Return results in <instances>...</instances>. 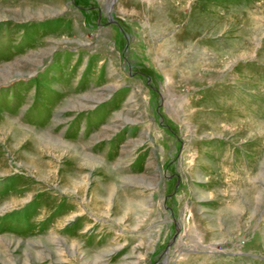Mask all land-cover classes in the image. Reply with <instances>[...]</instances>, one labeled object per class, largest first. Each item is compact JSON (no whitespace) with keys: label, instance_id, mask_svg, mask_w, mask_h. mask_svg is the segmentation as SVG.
<instances>
[{"label":"rangeland","instance_id":"374dc122","mask_svg":"<svg viewBox=\"0 0 264 264\" xmlns=\"http://www.w3.org/2000/svg\"><path fill=\"white\" fill-rule=\"evenodd\" d=\"M0 264H264V0H0Z\"/></svg>","mask_w":264,"mask_h":264},{"label":"bare ground","instance_id":"6f19581e","mask_svg":"<svg viewBox=\"0 0 264 264\" xmlns=\"http://www.w3.org/2000/svg\"><path fill=\"white\" fill-rule=\"evenodd\" d=\"M202 22V21H201Z\"/></svg>","mask_w":264,"mask_h":264}]
</instances>
